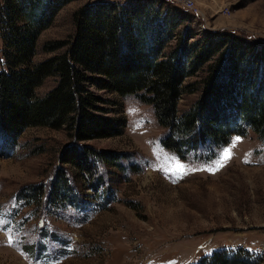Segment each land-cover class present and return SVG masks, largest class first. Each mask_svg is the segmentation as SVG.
Here are the masks:
<instances>
[{
    "label": "rangeland",
    "instance_id": "374dc122",
    "mask_svg": "<svg viewBox=\"0 0 264 264\" xmlns=\"http://www.w3.org/2000/svg\"><path fill=\"white\" fill-rule=\"evenodd\" d=\"M98 1L63 7L41 34L34 61L61 53L44 52L43 46L70 39L74 13ZM162 1L188 16L182 30L193 34L189 42L217 32L253 44L261 53L250 51L255 59L248 70L260 74L264 0H192L188 10L174 0ZM3 63L0 37V69ZM202 75L186 79L185 86H194L181 95L179 116L200 97L196 83ZM56 82L47 79L38 95L45 96ZM92 90L108 102L102 105L106 111L119 110L122 135L79 143L65 130L35 127L26 129L13 149H4L0 140V264H198L219 251H245L264 264V141L249 130L233 133L228 144L208 139L179 155L163 146L170 132L159 125L152 106L135 96ZM237 115L227 122L238 124ZM229 147L231 158L224 160ZM76 149L118 157L117 166L97 162L95 180L63 163L64 154ZM166 156L174 158L166 166L178 161L185 171L165 172ZM61 174L73 192L64 191L68 201H52L51 186Z\"/></svg>",
    "mask_w": 264,
    "mask_h": 264
},
{
    "label": "trees",
    "instance_id": "16d2710c",
    "mask_svg": "<svg viewBox=\"0 0 264 264\" xmlns=\"http://www.w3.org/2000/svg\"><path fill=\"white\" fill-rule=\"evenodd\" d=\"M73 1L3 0L0 140L4 149L18 146L21 134L35 127L65 130L79 143L122 135L119 110L106 111L102 105L108 102L92 88L135 96L152 106L159 125L170 132L163 146L179 155L185 153L183 148L198 149L208 139L228 144L233 133L249 130L264 141V63L260 74L248 70L255 59L250 51L257 50L253 44L217 32L189 42L193 34L189 28L182 30L188 16L162 0H101L74 13L75 32L70 39L43 46L44 52L61 53L35 62L41 34ZM260 53L256 51L257 56ZM197 73H205L196 83L201 95L179 116L178 101L194 86L184 83ZM49 78H56V85L40 97L37 90ZM236 115L239 125L233 126L226 119ZM82 150L65 153L63 163L95 180L97 162L117 166L118 157ZM69 184L66 174H61L51 186L50 200L67 199L64 191L73 192ZM40 194H34L36 199ZM259 262L245 251L230 255L219 251L198 264Z\"/></svg>",
    "mask_w": 264,
    "mask_h": 264
},
{
    "label": "snow or ice",
    "instance_id": "6c2138e0",
    "mask_svg": "<svg viewBox=\"0 0 264 264\" xmlns=\"http://www.w3.org/2000/svg\"><path fill=\"white\" fill-rule=\"evenodd\" d=\"M239 137L236 138V142H239ZM235 144H233L231 147H234ZM231 147L229 148H226L225 150H223V159L224 160H227V159H230L231 158ZM169 159H172L174 160V158H170V157H165V163H162L161 164V168L165 171V172H172V171H177V172H181L183 173L185 171V166L181 163H179L178 161L175 162L173 165L171 166H166ZM222 166V165H220ZM210 170H213V169H210ZM0 223H2V221H0Z\"/></svg>",
    "mask_w": 264,
    "mask_h": 264
},
{
    "label": "built area",
    "instance_id": "2783aa9c",
    "mask_svg": "<svg viewBox=\"0 0 264 264\" xmlns=\"http://www.w3.org/2000/svg\"><path fill=\"white\" fill-rule=\"evenodd\" d=\"M176 3H179V4H182L184 7H185V9H193L194 7H193V2H192V0H174Z\"/></svg>",
    "mask_w": 264,
    "mask_h": 264
}]
</instances>
